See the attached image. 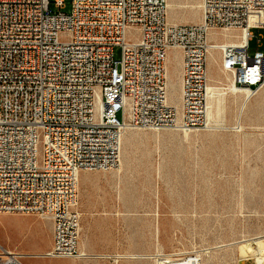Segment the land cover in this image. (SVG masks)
Returning a JSON list of instances; mask_svg holds the SVG:
<instances>
[{"label": "built area", "instance_id": "obj_1", "mask_svg": "<svg viewBox=\"0 0 264 264\" xmlns=\"http://www.w3.org/2000/svg\"><path fill=\"white\" fill-rule=\"evenodd\" d=\"M51 2L64 7L0 0V213L49 219L44 255L81 257V171L113 167L126 129L204 125L211 49L233 87L250 97L264 86L252 31L264 29V0H201V19L190 23L168 22L166 0H71L68 13ZM216 28L238 30V42L209 39ZM171 49L178 106L167 99ZM22 255L0 247V264H24Z\"/></svg>", "mask_w": 264, "mask_h": 264}, {"label": "rangeland", "instance_id": "obj_2", "mask_svg": "<svg viewBox=\"0 0 264 264\" xmlns=\"http://www.w3.org/2000/svg\"><path fill=\"white\" fill-rule=\"evenodd\" d=\"M168 1V22L200 21L201 0ZM70 7L71 0L63 8L50 3L53 12ZM226 31L238 32L216 28L208 38L225 40ZM252 31L264 51V29ZM169 55L168 92L172 80L178 95L180 56L175 49ZM213 55L209 85L223 97L213 120L188 130L126 129L113 167L81 171L78 247L93 255H44L52 223L33 213H0V247L23 253L24 264H156L159 257L194 256L199 264H256L252 256L264 247V86L250 97L231 92L220 51ZM113 58H120L119 46Z\"/></svg>", "mask_w": 264, "mask_h": 264}, {"label": "bare ground", "instance_id": "obj_3", "mask_svg": "<svg viewBox=\"0 0 264 264\" xmlns=\"http://www.w3.org/2000/svg\"><path fill=\"white\" fill-rule=\"evenodd\" d=\"M168 5L169 6L173 5L170 0L168 1ZM238 36H239V32H236V33L230 32V31L223 32V37L225 38L226 42L237 43L238 42ZM176 51H178V50H176ZM213 52H214V49H211L209 51V54H208L209 63L215 62V57L213 55ZM175 54L176 53H174V58L176 57V61H177V54L176 55ZM167 60L170 61V55H168ZM167 70H168V67H167ZM167 75H168V71H167ZM169 84L171 85V87L169 89L168 98L167 99H168V101L171 104L177 105L178 104V99H179V91H178V95H176L175 92H174L175 91V83L172 82V80H169ZM229 88H230L231 92H233L235 94H239V93H237L239 90L242 91V89H237V88L233 87L231 85V82L229 84ZM222 99H223V97L220 96L217 93V86L209 85L208 91H207V102H206V104H207V107H206V118H207V121L210 122L211 120H213L214 113L220 111V109H221L220 107L222 105ZM184 130H188V129H184ZM246 246H248V245H246ZM8 251L9 252H15V251H13L11 249H8ZM82 253L83 254H88V255H93L91 253H86L84 251H82ZM251 253H254V251L251 252ZM21 254H23V253H21ZM94 255H97V254H94ZM98 255L106 256L107 254H98ZM127 255H129L130 257H135V256H141L143 254L132 253V254H127ZM253 255L254 256H252L253 257L252 259L254 260V262L256 264H264V247L261 248V250H259L257 253H255ZM197 257L198 256H194L193 258L192 257L191 258H185V259L178 260V261H175V262H171V260L169 258L159 257L156 260L157 261L156 264H199V261H198ZM115 260H117L116 257H115Z\"/></svg>", "mask_w": 264, "mask_h": 264}, {"label": "water", "instance_id": "obj_4", "mask_svg": "<svg viewBox=\"0 0 264 264\" xmlns=\"http://www.w3.org/2000/svg\"><path fill=\"white\" fill-rule=\"evenodd\" d=\"M243 264H245V263H243Z\"/></svg>", "mask_w": 264, "mask_h": 264}]
</instances>
